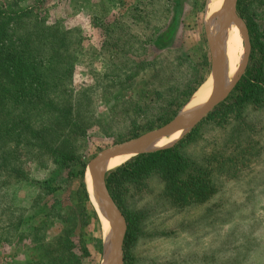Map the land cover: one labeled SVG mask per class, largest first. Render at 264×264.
<instances>
[{
	"label": "trees",
	"instance_id": "trees-1",
	"mask_svg": "<svg viewBox=\"0 0 264 264\" xmlns=\"http://www.w3.org/2000/svg\"><path fill=\"white\" fill-rule=\"evenodd\" d=\"M254 1L264 0H237L251 36V53L245 73L228 97L174 145L137 154L106 174V188L126 222L124 264H130L129 249L141 232L142 220L153 210V201L178 210L204 204L219 193L225 181L237 178L250 165L258 141L248 134L253 127L243 120L245 108L264 104V29L249 12ZM43 2L31 0L24 6L15 3L0 7V184L8 187L28 182L31 161L39 167L50 164L63 171L67 179L78 181L75 196L90 205L84 184L85 161L76 150V139L93 125L81 108L82 100L91 104L90 92L74 96L63 85L59 68L71 58V34L56 21L48 23L41 14ZM179 2L171 0L168 20L142 36L136 51L126 53L121 61L123 70L105 73L101 78L102 89L112 86L122 92L135 80L129 63L136 62L140 67L150 64L156 70L145 82L148 88L140 90L144 96L141 101L121 93L99 120L98 127L104 133H113L118 126L126 128L116 142L167 123L206 80L210 61L205 39L202 33L196 41L187 35L179 16ZM179 33L182 39L176 45ZM149 49L152 57H148ZM46 55L57 68L55 74H49L43 66ZM163 64H168L173 74L184 71L183 80L171 90L158 88L166 80V73L157 70ZM112 93L105 90L99 95L111 100ZM204 122L226 128L224 136L206 139ZM52 183V179L37 182L38 193L29 210L19 206L11 209L12 236L20 241L29 238L28 244L37 248L38 258L27 264H84L90 254L77 233L83 226L78 219L80 213L59 207L58 202L65 197ZM35 207L38 209L32 212ZM91 214L98 222L93 210ZM53 217L70 225L45 240V227ZM99 242L101 246L100 238Z\"/></svg>",
	"mask_w": 264,
	"mask_h": 264
},
{
	"label": "rangeland",
	"instance_id": "rangeland-1",
	"mask_svg": "<svg viewBox=\"0 0 264 264\" xmlns=\"http://www.w3.org/2000/svg\"><path fill=\"white\" fill-rule=\"evenodd\" d=\"M179 1V16L187 35L196 41L199 33H202L205 39L210 61L205 80L207 81L211 70L207 26L209 0ZM15 3L24 6L30 4L31 0H0V7ZM172 6L171 0H44L42 4L41 14L48 23L56 21L62 28L70 30L71 58L59 68L63 74V85L74 92V96L90 92L91 104L88 105L82 100L81 108L86 119L93 125L84 136L76 139L77 153L85 161V186L87 168L102 150L136 138L116 142V139L126 132L123 126L116 127L113 133H104L98 123L101 117L105 116L106 108L109 105L113 107L116 97L121 93L131 96L137 102L141 101L144 96L140 90L148 88L145 82L156 70L150 64L140 67L141 64L136 62L129 63L130 67L134 68L135 80L122 92L112 86L102 89L104 80L101 78L105 73L123 70L124 62L121 61L126 53L130 50L136 51L142 36L146 37L149 32L168 20ZM249 12L264 29V1H254ZM237 13L240 16L238 9ZM242 20L244 21L243 18ZM248 38L250 42L249 32ZM181 39L179 33L175 44L178 45ZM185 42L190 43L186 39ZM242 50L241 40L240 54ZM147 53L148 57L153 56L150 49ZM164 58V55L160 57L161 60ZM125 65V69H128V62H125ZM43 66L49 74L56 73L57 68L53 67L51 61L46 59ZM170 68L168 64H163L157 69L162 74L166 73L165 82L158 86L161 90H171L170 88H174L183 80L184 71L173 74L172 70L169 71ZM105 90L113 92L111 100L99 95ZM162 97L166 98L167 95ZM87 108L89 113H85ZM244 114L243 120L253 127L248 134L253 141H258V151H254L250 165L244 173L231 181H225L219 193L201 205L178 210L161 201H153V210L142 220L141 232L129 249L130 264H264V104L261 107L248 106ZM225 131L226 128L204 122L203 136L206 139L211 136H224ZM190 151L192 147L189 148ZM29 167L28 182L8 187H2L0 184V264H27L38 258L37 248L27 242L29 238L23 241L13 238L9 215L15 206L29 210L33 198L38 193L37 182L49 179L53 180V188H57L65 197L62 203L58 202L59 207H67L80 213L78 219H82L83 226L77 229V233L83 238L90 254L88 258H84V264H100L102 240L104 242L102 224L95 212L87 186L90 205L88 202L82 203L75 196L78 184L75 178L67 179L63 171L50 164L39 167L31 161ZM109 171L105 173V177ZM152 184L157 186L158 183L152 181ZM145 199L146 197L142 202H145ZM37 209L38 207L33 208L32 212ZM91 210L97 216L98 222L92 217ZM79 221L77 220V223ZM68 225V222L53 217L45 227V240H50L59 233V228H66ZM40 237L41 235H38V238ZM46 248L50 250L49 247ZM122 253L124 264L127 252L124 251L123 244Z\"/></svg>",
	"mask_w": 264,
	"mask_h": 264
},
{
	"label": "water",
	"instance_id": "water-1",
	"mask_svg": "<svg viewBox=\"0 0 264 264\" xmlns=\"http://www.w3.org/2000/svg\"><path fill=\"white\" fill-rule=\"evenodd\" d=\"M226 23L234 22L240 30L242 37V45H243V58L240 62L239 67L234 73V78L228 87L224 88L220 91L221 84V70H226V63L224 52L220 47H218V43L222 39L224 32L227 28V25H223L218 29V34L215 37H210L208 35V44L211 55V70H210V79L212 82V93L210 99L203 105L200 109H198L191 116L181 119L178 118L181 113V108L178 114L167 124L147 131L140 136L125 141L119 145L106 148L102 150L94 160L89 164L87 170L90 172V179L92 182L94 194H96L97 198L104 203L109 211L112 213V217L110 220V224L112 225V232L110 233L109 240L107 244H104L102 240V256L100 264H123V253H122V244L123 238L126 231V222L124 216L114 203L112 197L110 196L106 185H105V173L107 171H103L104 165L106 161L117 154L127 153L130 150L140 144L146 143L147 141L158 137V136H166L171 133H174L178 130L187 129V133H189L205 116L218 104L224 101L228 95L233 90L236 83L240 80L242 75L245 73V69L248 64L249 54H250V42L248 38V31L246 25L242 18L237 13V0H226ZM222 68V69H221ZM208 78V79H209ZM186 133V134H187ZM185 134V135H186ZM144 153L138 152L137 154ZM116 223L119 224L120 233L119 235L116 233ZM104 252L109 255V258L104 263Z\"/></svg>",
	"mask_w": 264,
	"mask_h": 264
},
{
	"label": "bare ground",
	"instance_id": "bare-ground-1",
	"mask_svg": "<svg viewBox=\"0 0 264 264\" xmlns=\"http://www.w3.org/2000/svg\"><path fill=\"white\" fill-rule=\"evenodd\" d=\"M207 7L209 8V18L207 23L209 35L210 37H215L218 34V29L226 23V0H209ZM225 25H227V28L222 39L218 43V47L221 46L224 52L225 63L227 67L226 70L221 68L220 91L228 87V85L231 83L234 78V73L243 58V50L240 54L242 37L239 28L234 22L231 21L229 23L227 22ZM211 93L212 82L209 78L197 89L189 101L183 106L178 118L184 119L195 113L198 109L206 104V102L211 97ZM186 133L187 129H182L166 136H158L147 141L146 143L133 147L130 152L114 155L106 161L103 171L114 169L118 165L127 161L130 157L137 155L138 152H152L158 149L170 147L183 138ZM89 173V171L86 172L85 182L87 190L89 192V196L92 198L95 212L102 224L104 244H107L110 233L112 232V225L110 224L112 213L109 211L107 206L97 198L96 194H94ZM116 233L118 235L120 233V227L118 223H116ZM108 258L109 255L104 252V263Z\"/></svg>",
	"mask_w": 264,
	"mask_h": 264
}]
</instances>
